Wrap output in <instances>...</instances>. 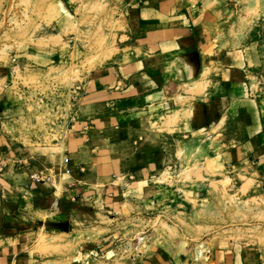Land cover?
<instances>
[{
    "label": "rangeland",
    "instance_id": "obj_1",
    "mask_svg": "<svg viewBox=\"0 0 264 264\" xmlns=\"http://www.w3.org/2000/svg\"><path fill=\"white\" fill-rule=\"evenodd\" d=\"M184 1L203 15L211 47L244 50L250 81L264 90V0ZM139 3L0 0V117L21 155L61 149L80 121L105 112L90 95L93 82L147 56L133 35ZM164 58L169 82L159 106L167 114L149 131L165 146V165L144 192L134 183L107 204L98 193L96 206L62 223L20 225L27 250L16 264H145L155 251L166 252L168 264H212L208 254L218 246L242 248L264 264L262 173L225 160L222 129L192 135L186 127L215 67L204 62L198 72L178 66L172 52Z\"/></svg>",
    "mask_w": 264,
    "mask_h": 264
},
{
    "label": "crops",
    "instance_id": "obj_2",
    "mask_svg": "<svg viewBox=\"0 0 264 264\" xmlns=\"http://www.w3.org/2000/svg\"><path fill=\"white\" fill-rule=\"evenodd\" d=\"M139 2L133 35L147 56L110 68L93 82L90 95L104 102L105 112L95 111L80 121L61 149L21 155L0 117V264L23 259L27 246H22L25 234L24 229L18 231L20 225L44 218L46 225L62 223L96 206L98 193L104 194L107 204L121 198L134 183L139 192L146 191L151 177L168 160L165 146L149 125L158 118L162 122L167 114L159 102L169 82L165 67L170 62L164 57L170 52L177 55L178 66L198 72L204 62L215 67L208 94L192 106L189 133L222 129L225 160L248 161L264 177V90L252 85L244 50L211 47L208 25L202 22L200 10L196 15L189 11L190 2ZM194 18L200 19L190 21ZM211 48L213 54L203 58ZM157 55L160 61L151 58ZM167 106L171 109L170 102ZM122 176L129 182L127 189L122 180L118 183ZM165 253L153 252L145 264H168ZM208 257L212 264H256L242 248L233 246L215 247Z\"/></svg>",
    "mask_w": 264,
    "mask_h": 264
},
{
    "label": "bare ground",
    "instance_id": "obj_3",
    "mask_svg": "<svg viewBox=\"0 0 264 264\" xmlns=\"http://www.w3.org/2000/svg\"><path fill=\"white\" fill-rule=\"evenodd\" d=\"M199 255H200V249H197L196 256H199Z\"/></svg>",
    "mask_w": 264,
    "mask_h": 264
}]
</instances>
